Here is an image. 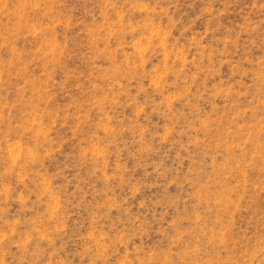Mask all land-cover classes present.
Returning a JSON list of instances; mask_svg holds the SVG:
<instances>
[{"label": "rangeland", "instance_id": "1", "mask_svg": "<svg viewBox=\"0 0 264 264\" xmlns=\"http://www.w3.org/2000/svg\"><path fill=\"white\" fill-rule=\"evenodd\" d=\"M0 264H264V0H0Z\"/></svg>", "mask_w": 264, "mask_h": 264}]
</instances>
